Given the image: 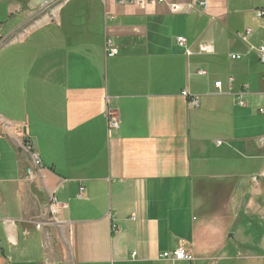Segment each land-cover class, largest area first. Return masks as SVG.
Segmentation results:
<instances>
[{"label": "crops", "instance_id": "0c3cea01", "mask_svg": "<svg viewBox=\"0 0 264 264\" xmlns=\"http://www.w3.org/2000/svg\"><path fill=\"white\" fill-rule=\"evenodd\" d=\"M57 1L0 0V264H264V0Z\"/></svg>", "mask_w": 264, "mask_h": 264}, {"label": "built area", "instance_id": "2783aa9c", "mask_svg": "<svg viewBox=\"0 0 264 264\" xmlns=\"http://www.w3.org/2000/svg\"><path fill=\"white\" fill-rule=\"evenodd\" d=\"M120 4H135L137 6H145V5H159V4H163L165 2V0H117ZM117 2V3H118ZM118 3V4H119ZM202 4H200L201 6ZM171 11L176 13L180 11V8L177 7L176 5H172L171 6ZM255 17L257 20L264 22V7L257 10L255 12ZM250 32L249 30H247L245 32V34L243 35L244 39L249 36ZM6 40L3 39V37L0 34V43H5ZM177 45L180 48H183L186 50V54L189 56L190 52L187 50L186 48V41L184 39H177L176 40ZM104 48H105V52L107 53V56H115L117 55L116 50L113 48L112 42L108 39L105 40L104 43ZM198 50L200 53H208V47L204 46V45H199L198 46ZM256 53L258 56V60L259 62L264 65V43L262 45H260L258 48H256ZM232 60H237L239 59L238 56H231ZM199 74H204V72H199ZM233 84V79L231 77L228 78V91L231 90V85ZM214 89L216 90L217 94H221L222 93V83L221 82H215L214 83ZM182 96L184 98L188 99L189 105L196 108L198 106V99L195 96L190 95L187 92H183ZM235 106L239 107V108H243L245 107V102L242 99H237L235 101ZM259 113H262V110H259ZM118 117L110 114L109 115V121L107 123V128L108 129H115L117 127L118 124ZM21 153L27 157H29V159L33 162H37L38 161V156L34 153V143L30 140V139H25L24 141H22V145H21ZM31 172V171H30ZM34 175V174H33ZM32 174L28 175L25 182L29 185H32L36 182L37 177L34 178ZM261 175L264 177V170L261 172ZM254 182H256V179H253ZM83 193V188H79V194L78 197L80 198L82 196ZM65 206H62L59 202L56 201V199L54 197H51L50 201H49V210H50V214L51 216L54 218L55 222H56V216L58 215L59 210H61L62 208H64ZM113 229H116V227H113ZM164 259H171L174 261H191L192 257H190L186 251L180 247L176 250H174L172 253H165L162 256Z\"/></svg>", "mask_w": 264, "mask_h": 264}, {"label": "bare ground", "instance_id": "6f19581e", "mask_svg": "<svg viewBox=\"0 0 264 264\" xmlns=\"http://www.w3.org/2000/svg\"><path fill=\"white\" fill-rule=\"evenodd\" d=\"M31 2V1H30ZM30 2H28L29 4V6H30V8H31V4H30ZM258 10V9H257ZM34 11V10H33ZM1 45H2V43H0V48H1ZM117 52V51H116ZM110 57H113V56H110ZM114 116H116V115H114ZM117 117V116H116ZM109 119V118H108ZM119 120V119H118ZM119 127V121H118V124H117V127L115 128V129H117ZM25 140V139H24ZM23 140V141H24ZM25 158H27V159H29V157H27V156H25ZM30 160V159H29ZM30 162H31V164L33 165V166H36V167H38L39 165H40V161H39V159H38V161L37 162H33V161H31L30 160ZM31 171V172H30ZM37 172H38V170L37 171H35V169H34V167H32V166H28L26 169H25V175H24V181L26 180V178H27V176L28 175H33L34 176V178L35 177H37Z\"/></svg>", "mask_w": 264, "mask_h": 264}, {"label": "water", "instance_id": "95a60500", "mask_svg": "<svg viewBox=\"0 0 264 264\" xmlns=\"http://www.w3.org/2000/svg\"><path fill=\"white\" fill-rule=\"evenodd\" d=\"M30 1L29 2L31 4V10H38L43 5H46V4L53 2L55 0H30Z\"/></svg>", "mask_w": 264, "mask_h": 264}, {"label": "rangeland", "instance_id": "374dc122", "mask_svg": "<svg viewBox=\"0 0 264 264\" xmlns=\"http://www.w3.org/2000/svg\"><path fill=\"white\" fill-rule=\"evenodd\" d=\"M27 2H29L30 0H26ZM55 2V1H54ZM57 2H59V3H61L62 2V0H58ZM118 2V1H117ZM119 3V2H118ZM120 4V3H119ZM126 4V3H125ZM121 5H124V4H121ZM177 44V43H176ZM178 46V45H177ZM227 84H228V79H227ZM214 86V85H213ZM216 95H220V94H217V92L215 93ZM222 94V93H221ZM184 98V97H183ZM185 100H187V102H188V99L187 98H185ZM188 104H189V102H188ZM198 107V106H197ZM196 107V108H197ZM24 139H29L28 137H25ZM24 158H25V155H24Z\"/></svg>", "mask_w": 264, "mask_h": 264}, {"label": "flooded vegetation", "instance_id": "af4514ba", "mask_svg": "<svg viewBox=\"0 0 264 264\" xmlns=\"http://www.w3.org/2000/svg\"><path fill=\"white\" fill-rule=\"evenodd\" d=\"M24 2H27L26 0H24Z\"/></svg>", "mask_w": 264, "mask_h": 264}]
</instances>
